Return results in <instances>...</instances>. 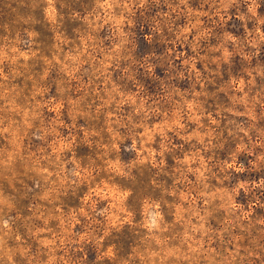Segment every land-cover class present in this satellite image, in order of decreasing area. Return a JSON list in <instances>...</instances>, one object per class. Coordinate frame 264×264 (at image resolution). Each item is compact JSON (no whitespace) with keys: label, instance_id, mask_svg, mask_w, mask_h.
<instances>
[{"label":"rangeland","instance_id":"1","mask_svg":"<svg viewBox=\"0 0 264 264\" xmlns=\"http://www.w3.org/2000/svg\"><path fill=\"white\" fill-rule=\"evenodd\" d=\"M0 264H264V0H0Z\"/></svg>","mask_w":264,"mask_h":264}]
</instances>
